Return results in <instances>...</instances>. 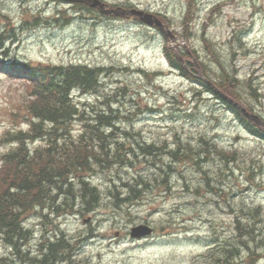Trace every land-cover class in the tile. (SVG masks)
Instances as JSON below:
<instances>
[{"label": "rangeland", "instance_id": "rangeland-1", "mask_svg": "<svg viewBox=\"0 0 264 264\" xmlns=\"http://www.w3.org/2000/svg\"><path fill=\"white\" fill-rule=\"evenodd\" d=\"M104 1L158 15L171 29V44L205 65L211 80L218 81L220 65L235 72L242 102L264 121V0ZM166 44L164 32L132 16L102 15L59 0H0L5 63L103 68L100 87L73 97L88 113L116 111L114 141L126 159L88 176L99 192L94 205L85 207L79 180L72 194L50 191L48 200L56 202L48 210L31 208L19 217L29 231L23 246L17 242L16 249L0 236V264H40L45 238L59 233L67 262L55 264H264V137L250 132L194 77L173 70ZM10 70L0 66V156L17 146L10 133L26 132L30 124L27 82ZM82 123L71 124L74 137ZM202 139L223 149L226 159L209 149L173 161L169 151L185 146L197 153ZM27 143L35 149L46 142ZM148 145L159 149L143 153L140 146ZM135 182L146 183L140 197L122 200L126 184ZM56 206L58 214L52 212ZM139 224L153 233L131 238ZM248 228L249 237L240 241ZM231 247L237 258L225 260L223 249Z\"/></svg>", "mask_w": 264, "mask_h": 264}, {"label": "trees", "instance_id": "trees-1", "mask_svg": "<svg viewBox=\"0 0 264 264\" xmlns=\"http://www.w3.org/2000/svg\"><path fill=\"white\" fill-rule=\"evenodd\" d=\"M78 7L89 10L82 5ZM204 42L209 47L205 39ZM164 52L172 68L184 78L194 79L191 71L182 66L170 47L165 45ZM180 54L184 57L186 65L193 70L194 62L187 60L184 52ZM0 63L3 62L0 60ZM12 65L15 75L23 77V81L27 82L26 89L29 99L25 112L30 126L26 132L17 130L10 133L9 142L17 146L0 156V233L4 232L6 240L13 242L14 247L18 249L16 243L25 242L27 232H29L20 225L19 216L24 215L31 208L40 209L43 212L48 210V207L56 202L48 200V197H54V195L50 196V191H60L65 188L68 189L67 194H72L74 180H79L78 191L82 198H88L85 200L87 205L85 207L94 205L99 199V192L97 188L89 186L88 176L96 169L103 168L106 163L123 162L125 158L122 157L124 153L121 155V150L118 149L119 144L114 141L113 130L116 128L118 116L113 115V112L116 111L110 110L107 113L92 109L88 113L73 100L71 95L75 89L80 92H89L100 87L99 77L103 72L102 68L52 63L39 67ZM200 68L203 75L209 78L204 69L205 65L201 62ZM219 72L218 81L212 80L214 84L228 96L243 103L241 94L238 92L240 82L236 73L230 74L223 65H220ZM194 80L201 82L198 79ZM203 85L205 91L211 92L210 87L204 82ZM247 86L251 90L250 94L255 96L251 84L248 83ZM215 97L218 98V95L215 94ZM243 104L249 111H253L251 106ZM229 107L250 132L264 137V131L257 128L240 111L233 109L231 105ZM75 120L83 122L76 137L73 136L70 128V124ZM46 124L48 127H45ZM37 138H43L46 142L43 148H28L27 142ZM202 144V150H198L197 153L185 146H178L177 150L169 151V153L174 162H179L185 161V158L188 159L193 154L201 155L202 152H209V149H212L226 159L223 149L216 148V145L208 146L204 140ZM114 145H116V150ZM140 149L143 153L153 154L154 150H158L159 147L148 145L140 146ZM127 154L131 156L130 152ZM163 182L166 180L164 179ZM142 185L146 186V183L126 184L128 191L122 200L138 199L143 190ZM52 212L58 214L61 211L56 206L52 208ZM42 217L48 219V215H42ZM249 235L248 228L239 236L240 241L243 237L248 238ZM256 235L257 233L252 236L253 240ZM60 236H63L62 233ZM247 240H245L246 245ZM62 244V237L55 241L47 238L41 248L43 254L40 264H55L56 260L62 259L64 257L62 252L65 248ZM222 254L225 260L233 261L237 258L238 251L235 247L225 248ZM36 263L38 264V259L33 264Z\"/></svg>", "mask_w": 264, "mask_h": 264}, {"label": "water", "instance_id": "water-1", "mask_svg": "<svg viewBox=\"0 0 264 264\" xmlns=\"http://www.w3.org/2000/svg\"><path fill=\"white\" fill-rule=\"evenodd\" d=\"M64 1H70V2H85L88 3L90 6L97 7L101 12L105 14H116L118 16L121 15H135L137 16L141 21L145 22L148 25H156L158 26L163 32L166 33V36L168 38H172V35H170L165 30V25L153 14L148 13L144 10H140L137 8H125L122 6H118L115 8H106L105 3L101 0H64ZM200 78H203V76L199 75ZM207 82V80H205ZM210 87L220 95V97L225 100L226 102L230 103L233 107L240 110L245 116H247L250 120L255 122L259 127L264 128V121H262L257 114L248 112L240 103L232 99L231 97L227 96L226 94L222 93L220 90H218L212 83L208 82ZM152 229L147 225H138L136 227H133L131 230V236L133 237H141L146 236L151 233Z\"/></svg>", "mask_w": 264, "mask_h": 264}, {"label": "bare ground", "instance_id": "bare-ground-1", "mask_svg": "<svg viewBox=\"0 0 264 264\" xmlns=\"http://www.w3.org/2000/svg\"><path fill=\"white\" fill-rule=\"evenodd\" d=\"M189 58V57H188ZM260 98V97H259ZM203 140V139H202ZM119 198V197H118ZM123 198V197H122ZM21 254V253H20ZM21 258V257H20Z\"/></svg>", "mask_w": 264, "mask_h": 264}]
</instances>
